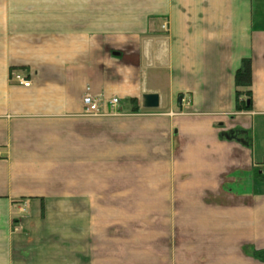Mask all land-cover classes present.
I'll use <instances>...</instances> for the list:
<instances>
[{
	"label": "crops",
	"instance_id": "0c3cea01",
	"mask_svg": "<svg viewBox=\"0 0 264 264\" xmlns=\"http://www.w3.org/2000/svg\"><path fill=\"white\" fill-rule=\"evenodd\" d=\"M261 250L264 0H0V264Z\"/></svg>",
	"mask_w": 264,
	"mask_h": 264
},
{
	"label": "trees",
	"instance_id": "16d2710c",
	"mask_svg": "<svg viewBox=\"0 0 264 264\" xmlns=\"http://www.w3.org/2000/svg\"><path fill=\"white\" fill-rule=\"evenodd\" d=\"M251 62L244 61L243 66L236 73V84L238 87H249L252 83ZM254 256L260 262H264V250L257 251Z\"/></svg>",
	"mask_w": 264,
	"mask_h": 264
},
{
	"label": "built area",
	"instance_id": "2783aa9c",
	"mask_svg": "<svg viewBox=\"0 0 264 264\" xmlns=\"http://www.w3.org/2000/svg\"><path fill=\"white\" fill-rule=\"evenodd\" d=\"M21 84L25 87L30 86L28 80L19 78ZM111 104L113 106L119 105V100L117 98L112 99ZM84 113L86 116H99L100 115V104L98 99H95L90 94H87L83 99Z\"/></svg>",
	"mask_w": 264,
	"mask_h": 264
},
{
	"label": "water",
	"instance_id": "95a60500",
	"mask_svg": "<svg viewBox=\"0 0 264 264\" xmlns=\"http://www.w3.org/2000/svg\"><path fill=\"white\" fill-rule=\"evenodd\" d=\"M160 107V97L157 94H147L143 96V108L156 110Z\"/></svg>",
	"mask_w": 264,
	"mask_h": 264
}]
</instances>
